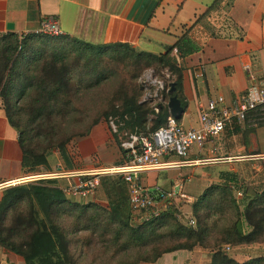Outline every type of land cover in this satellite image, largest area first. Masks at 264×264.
Segmentation results:
<instances>
[{
    "label": "trees",
    "instance_id": "trees-1",
    "mask_svg": "<svg viewBox=\"0 0 264 264\" xmlns=\"http://www.w3.org/2000/svg\"><path fill=\"white\" fill-rule=\"evenodd\" d=\"M190 29L183 27L163 55L127 43L95 46L64 36L0 35V103L18 133L23 170H46L56 152L65 171L75 169L68 146L109 117L116 120L114 139L149 136L163 126L169 113L162 103L180 99L177 58L199 50L188 37ZM156 68L168 71V87L175 88L163 93L159 114L141 102L144 88L137 83L143 72ZM116 144L124 157L121 142ZM99 188L106 205L69 199L57 181L8 188L0 200V246L25 264L154 263L163 254L195 248L210 253L208 264H264V257L237 262L222 251L264 244V188L252 197L244 191L240 209L236 187L227 181L209 186L192 207L193 228L176 219L173 207L158 218L133 222L126 184L103 177Z\"/></svg>",
    "mask_w": 264,
    "mask_h": 264
},
{
    "label": "crops",
    "instance_id": "crops-1",
    "mask_svg": "<svg viewBox=\"0 0 264 264\" xmlns=\"http://www.w3.org/2000/svg\"><path fill=\"white\" fill-rule=\"evenodd\" d=\"M44 19L54 20L62 33L49 37L64 36L95 46L127 43L136 50L155 55L165 54L166 48L176 43L183 27L191 28L188 37L198 46V52L183 59L176 56L182 69L179 101L183 108L177 121L185 129L199 127L200 108L209 100L222 97L229 107L250 85L251 76L264 77V0H0V35L36 34ZM9 25L11 30L7 29ZM246 65L250 66L249 72L243 68ZM235 129H226L212 142H206L204 150L191 148L186 161L241 156L264 161V125ZM76 139L75 153L80 166L71 171L123 163V154L106 122L94 126L87 137ZM57 157L56 153L51 154L47 169H41L38 174L63 170ZM21 161L18 133L9 125L0 106V187L30 174L23 170ZM163 161L184 160L173 155L164 157ZM223 164L227 163H213V169L211 165L201 168L185 165L145 172L140 180L152 194L157 189L169 190L178 177L183 181V175L186 180L193 175L202 181V193L212 182L215 185L220 180L227 181L235 190L238 175ZM208 169L213 170L212 174ZM57 182L60 188L68 184L66 179ZM241 187H236L235 198L245 203ZM74 201L106 205L98 190L86 200ZM229 254L237 262L264 257V244L234 247ZM209 261L208 251L195 248L166 253L154 263L141 264H208ZM0 264L25 263L20 256L0 246Z\"/></svg>",
    "mask_w": 264,
    "mask_h": 264
},
{
    "label": "built area",
    "instance_id": "built-area-1",
    "mask_svg": "<svg viewBox=\"0 0 264 264\" xmlns=\"http://www.w3.org/2000/svg\"><path fill=\"white\" fill-rule=\"evenodd\" d=\"M35 33L49 36L62 35L57 23L52 19L42 20ZM243 68L247 72L250 70L249 65ZM148 81L154 89L153 99L147 100L144 97L141 102H154L153 110L159 114V104L163 102V93L169 94L172 83L168 87V84L166 86L165 81L160 79H148ZM162 104L167 106V102ZM108 124L111 130L117 133L115 119L110 118ZM262 125H264V77L251 76L250 85L234 100L231 106H226L224 99L217 97L201 107L197 129H185L169 115L164 125L149 136L125 134V139L120 140V147L124 151V162L120 165L88 171L57 169L54 172L32 174V176L13 180L4 183L0 188L6 189L38 181L66 179L68 184L61 188L62 192L69 198L86 200L98 190L101 178L119 177L127 186L132 220L140 224L158 218L170 207H176L179 202L191 203L193 201L192 197L184 193V181L181 178L178 177L169 190L157 189L152 194L141 184L140 177L143 173L177 166L196 165L201 162L234 161L235 158H222L189 162L186 161V158L191 148L201 149L209 139L218 138L226 129L234 127L242 129L245 126L257 128ZM173 155L184 161L179 163L163 161L164 157ZM159 203H163V205L160 206ZM175 217L179 219L177 213ZM187 224L190 228L196 225L193 219H189ZM230 250V246L222 248L225 253H229Z\"/></svg>",
    "mask_w": 264,
    "mask_h": 264
},
{
    "label": "rangeland",
    "instance_id": "rangeland-1",
    "mask_svg": "<svg viewBox=\"0 0 264 264\" xmlns=\"http://www.w3.org/2000/svg\"><path fill=\"white\" fill-rule=\"evenodd\" d=\"M139 51V50H137ZM150 71V72H148ZM169 76H168V75ZM168 78H167V76ZM170 78V74L168 73L167 70H161V69H148L145 72L142 73V75L140 76L139 80H138V84L141 85L144 88L141 100L145 97V99L149 100V99H153V95H154V89L152 88L151 84L149 83L148 79H157V80H162L165 81V85L167 86L168 84V80ZM108 89H110V85H108L105 88V92L108 91ZM145 95V96H144ZM97 98V97H96ZM98 99V98H97ZM152 101H148L147 103H149V107L150 109L154 107L155 103ZM1 106V104H0ZM112 117L108 118V121H103L106 122V124L109 127V131L114 139V135L115 133L111 130V127L109 126L108 122L109 119ZM152 119L153 116L151 117ZM115 124H116V120H115ZM125 138L123 136L118 137V139H114L115 143L117 140H124ZM78 139L74 140L73 142L70 143V145L68 146V150L70 155H72L73 160H74V165L77 167L80 166L79 164V159H77V155L75 153L76 147H75V142H77ZM215 139H212V141ZM211 139H209L207 142H210ZM211 141V142H212ZM242 142V140H241ZM206 144V143H205ZM204 144V145H205ZM212 145V143H210ZM203 145V150L206 148V146ZM202 150V151H203ZM204 152V151H203ZM55 154V153H53ZM57 156L59 157L60 161H61V168L65 171V163L62 161L59 153H57ZM57 157V159H58ZM236 160L234 161H230V162H224L227 164H223L225 165L228 169L232 170L233 172H235L238 175V178L235 182V186H242L243 190L245 192H247V194L249 195V197H252L254 195V191H260L262 188L259 187V185H263L264 186V161H252V159H255L251 156H241V157H235ZM219 162H223V161H214V162H201L196 164V167H206L208 165H211L209 167H212L213 163H219ZM205 165V166H204ZM214 167V166H213ZM213 167L211 169H213ZM210 169V168H209ZM208 169V173L212 174V171H209ZM231 171V172H232ZM217 174V173H216ZM35 175V174H33ZM27 176H32V174H29ZM26 176V177H27ZM183 181H184V187H183V191L185 194H189L191 195L193 198V201L191 203H184V202H179L178 204H176L175 210L176 213L179 215V219H177L179 222H181L182 224H187L189 219H193L195 224H196V217L193 216V212H192V207L194 205V203L196 202V199L199 197V195L202 193V189L204 186V183L202 181H199V179L193 175H191L190 179L185 178V175H183ZM57 181V180H55ZM65 183V182H63ZM214 184V182H212ZM210 184L209 186L213 185ZM215 185H221L223 184L222 181H215ZM28 184V183H27ZM25 185V184H22ZM241 187V189H242ZM208 188V187H207ZM8 188L4 189L1 191V197L4 193L5 190H7ZM98 192H101L100 188H98ZM235 196L237 197V195L235 194ZM240 209H243V206L245 205V203H240ZM175 213V214H176ZM203 217V213L200 214ZM188 225V224H187ZM256 245V244H255ZM228 255L230 256V254L228 253Z\"/></svg>",
    "mask_w": 264,
    "mask_h": 264
},
{
    "label": "water",
    "instance_id": "water-1",
    "mask_svg": "<svg viewBox=\"0 0 264 264\" xmlns=\"http://www.w3.org/2000/svg\"><path fill=\"white\" fill-rule=\"evenodd\" d=\"M8 30L12 29V25H9ZM174 85L171 84L170 85V91L169 94H172L174 92ZM167 108H168V112L170 114V116H172L173 118H175L176 120H178L182 113H183V108L180 104L179 99L176 96H171L168 101H167Z\"/></svg>",
    "mask_w": 264,
    "mask_h": 264
}]
</instances>
